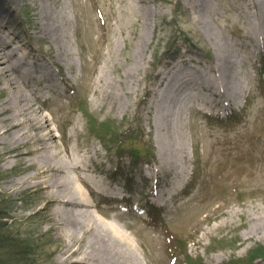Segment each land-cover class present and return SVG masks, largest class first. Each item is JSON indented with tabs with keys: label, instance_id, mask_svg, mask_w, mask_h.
<instances>
[{
	"label": "rangeland",
	"instance_id": "1",
	"mask_svg": "<svg viewBox=\"0 0 264 264\" xmlns=\"http://www.w3.org/2000/svg\"><path fill=\"white\" fill-rule=\"evenodd\" d=\"M0 1L8 11L0 34L17 56L28 52L18 70L30 69L31 76L21 88L46 117L52 144L62 155L68 149L84 168L96 205L88 208L127 230L139 264H168L174 255L177 264L264 263L263 238L236 248L249 218L264 210V10L257 13L250 0H207L195 14L187 3L199 0H168L158 16L147 18L144 8L155 11L157 0H46L56 12L49 35L38 21V0ZM140 50L144 69L132 80L127 73ZM223 59L235 69L223 89L226 119L198 111L197 89L188 85L183 102L167 105L162 118L165 125L172 119V128H162L158 68L166 74L164 62L178 60L179 68L215 74ZM7 148L0 146V264H58V224L46 233L51 224L41 215L44 202L36 188L13 183L25 173L16 156L3 154ZM86 169L103 187L126 195L128 204L105 200ZM174 186L176 195H157ZM154 191L166 202L163 215L153 211ZM135 206L148 208L149 216L135 213Z\"/></svg>",
	"mask_w": 264,
	"mask_h": 264
},
{
	"label": "bare ground",
	"instance_id": "2",
	"mask_svg": "<svg viewBox=\"0 0 264 264\" xmlns=\"http://www.w3.org/2000/svg\"><path fill=\"white\" fill-rule=\"evenodd\" d=\"M38 1L40 2L38 21L41 28L43 32L54 35L53 31L56 28L54 14L56 12H52L46 4V0ZM139 2L147 3V0H139ZM167 2L169 1L157 0L155 7L158 10L155 11L147 7L144 8L145 16L147 18L158 16L162 3ZM179 2L181 1L179 0ZM199 2L200 5L188 2V9L193 10L195 14L203 12V4L208 1L199 0ZM249 3L257 13H262L264 10V0H250ZM7 12L6 7L0 1V25ZM202 22L212 29L211 21L204 22L202 18ZM60 40L59 37L53 38L54 42H60ZM9 47L7 36L0 34V74L4 79L3 84H0V146H7L8 148L3 154L16 156L24 168V176L13 183L25 186V188H36L39 200L44 202L41 215L44 217V221L51 224L46 233L52 232V229L55 228L54 223L58 224L56 237L53 240L59 242L56 243L57 254H59L57 263L139 264L136 248L126 233L127 230L113 221H105L99 216H95L88 208L89 206L96 207V205L90 200L91 189L88 188L87 181L81 175L84 168L68 149L64 148L62 155L56 144H52L53 136L48 129L46 117L39 114L40 109L34 107L32 96L21 88L22 80L25 79L23 77L31 76L30 69L22 74L18 70L26 60L28 52H25L27 55L19 57L16 51ZM135 58L137 65L135 70L132 71L133 66L127 73L132 80L133 78L136 80V76L144 69L143 63L145 62V56L141 50L140 59ZM223 60H225L224 63L221 62ZM223 60H220L219 65L217 64L218 67H215V74L209 69L203 71L194 68L193 71H187L183 67L179 68L178 60L164 62L162 66L168 69L166 74L161 67L158 68L155 72L156 81L158 83L166 81L163 89L158 92L156 102L157 116L163 125L162 128H172V119L165 125L162 118H166L168 115L167 105L183 102L184 92L188 85L197 89L193 100L196 98L197 103L202 106H207L212 102L208 94L214 97L224 95L225 80L229 85L228 75L235 73V69L228 60ZM44 68L48 70L46 65ZM209 75L210 77H208ZM193 76L198 78L197 85H193ZM156 87L157 84L152 89L154 94L155 92L157 94ZM234 88L237 91L239 86L235 85ZM238 93L239 91L233 94L237 96ZM240 93L242 98L244 90ZM236 96H234L235 99H237ZM221 102L223 101L221 100ZM221 102L219 101V104ZM167 133L168 131L164 132L165 138L163 135L162 137L160 135L159 138L167 140ZM166 149L164 147V150ZM84 188L88 189L87 194ZM256 215L258 216L249 218L250 225L242 235L239 244L236 245L237 249L247 242L254 241L257 236L264 239V210L261 215Z\"/></svg>",
	"mask_w": 264,
	"mask_h": 264
}]
</instances>
